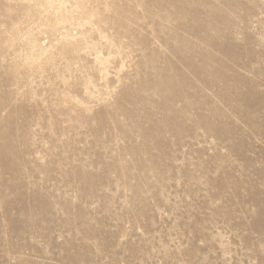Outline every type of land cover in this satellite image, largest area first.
I'll use <instances>...</instances> for the list:
<instances>
[{
	"label": "rangeland",
	"instance_id": "374dc122",
	"mask_svg": "<svg viewBox=\"0 0 264 264\" xmlns=\"http://www.w3.org/2000/svg\"><path fill=\"white\" fill-rule=\"evenodd\" d=\"M0 264H264V0H0Z\"/></svg>",
	"mask_w": 264,
	"mask_h": 264
}]
</instances>
